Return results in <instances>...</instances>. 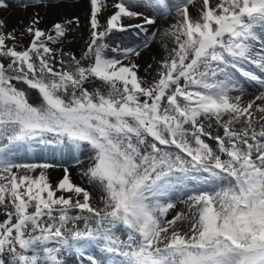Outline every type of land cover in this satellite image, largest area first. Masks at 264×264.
I'll use <instances>...</instances> for the list:
<instances>
[{"label": "snow or ice", "instance_id": "snow-or-ice-1", "mask_svg": "<svg viewBox=\"0 0 264 264\" xmlns=\"http://www.w3.org/2000/svg\"><path fill=\"white\" fill-rule=\"evenodd\" d=\"M81 3L86 39L66 11ZM10 7L24 18L0 15V264H264V0ZM39 145L69 148L85 183L32 161Z\"/></svg>", "mask_w": 264, "mask_h": 264}, {"label": "bare ground", "instance_id": "bare-ground-1", "mask_svg": "<svg viewBox=\"0 0 264 264\" xmlns=\"http://www.w3.org/2000/svg\"><path fill=\"white\" fill-rule=\"evenodd\" d=\"M10 4H14L16 0H9ZM85 10H86V5L84 3H81L79 6L74 7V8H68L66 11H68L70 14L71 13H76L80 15L81 17V29L80 32L83 35V37L86 39L88 36V29H87V20L85 17ZM0 15H6L9 17V26H13L17 23L18 20L24 18V13L21 12L18 8L15 7H10V9L7 12L0 13ZM55 13L54 11H50L48 13V16L44 23L41 24V27L44 26V24H50L52 19L54 18ZM135 30H130L128 32H116L112 36V40L115 43H119L122 45H132L135 43V36H130L129 34ZM27 41L25 40V44ZM83 44V41L80 40L78 42H75V48L78 50ZM156 55V52H145L143 54V57L140 61L142 68L147 67L148 64L153 63V56ZM141 75H144L143 71L140 73ZM32 156H36L42 161H47L50 163H56V162H62L65 166L69 167V172L71 175V178L73 179L74 182L77 184H81V176L79 174V169L78 166H76L75 161L73 159V153L66 149V148H61L57 145L53 147H44L42 145H39L36 147L34 153ZM81 159L86 161V158L84 155H81ZM41 162V161H39ZM62 171L63 173V168H52L49 169V174H50V179L52 181H58L60 178H62L63 174H60L58 178H54V174L57 172ZM179 208H183L182 204L177 205ZM95 254L97 256H100V253L98 250H94Z\"/></svg>", "mask_w": 264, "mask_h": 264}, {"label": "rangeland", "instance_id": "rangeland-1", "mask_svg": "<svg viewBox=\"0 0 264 264\" xmlns=\"http://www.w3.org/2000/svg\"><path fill=\"white\" fill-rule=\"evenodd\" d=\"M130 36H135V31H133V32H131L130 34H129ZM136 38V37H135ZM27 41V40H26ZM248 91H249V93H254V88H253V86L252 85H248ZM251 98V95H247L246 97H245V99H250ZM29 99H30V102H32L33 104H36V103H38L39 102V97H38V94H37V92L35 91V90H32V91H30L29 92ZM43 146H45V145H43ZM50 146H55V145H50ZM46 147V146H45ZM63 149L64 148H66V149H68V150H70L69 148H67V147H63V146H61ZM32 161H34V162H39V161H41V162H44V161H42V160H40L39 158H37L36 156H32ZM62 163V162H61ZM60 174H63L62 173V171H60V172H57V173H55L54 174V178L56 179V178H58L59 176H60ZM85 183V181L81 178V185H83Z\"/></svg>", "mask_w": 264, "mask_h": 264}]
</instances>
